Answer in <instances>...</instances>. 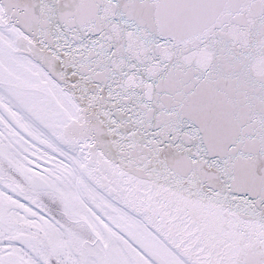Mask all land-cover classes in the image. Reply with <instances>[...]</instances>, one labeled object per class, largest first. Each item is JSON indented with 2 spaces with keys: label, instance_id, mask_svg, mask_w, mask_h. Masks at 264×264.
Masks as SVG:
<instances>
[{
  "label": "snow or ice",
  "instance_id": "obj_1",
  "mask_svg": "<svg viewBox=\"0 0 264 264\" xmlns=\"http://www.w3.org/2000/svg\"><path fill=\"white\" fill-rule=\"evenodd\" d=\"M0 264H264V0H0Z\"/></svg>",
  "mask_w": 264,
  "mask_h": 264
}]
</instances>
